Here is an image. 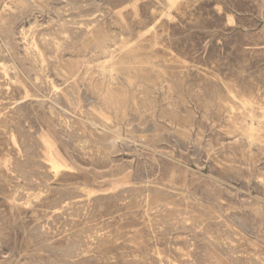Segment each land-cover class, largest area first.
I'll use <instances>...</instances> for the list:
<instances>
[{
	"label": "rangeland",
	"instance_id": "374dc122",
	"mask_svg": "<svg viewBox=\"0 0 264 264\" xmlns=\"http://www.w3.org/2000/svg\"><path fill=\"white\" fill-rule=\"evenodd\" d=\"M261 113L264 0H0V264H264Z\"/></svg>",
	"mask_w": 264,
	"mask_h": 264
},
{
	"label": "bare ground",
	"instance_id": "6f19581e",
	"mask_svg": "<svg viewBox=\"0 0 264 264\" xmlns=\"http://www.w3.org/2000/svg\"><path fill=\"white\" fill-rule=\"evenodd\" d=\"M19 7V6H18ZM33 27V26H32ZM152 29V28H151ZM106 43V42H105ZM142 43V42H141ZM103 44V43H102ZM125 47V46H124ZM123 47V48H124ZM130 47H131V45H129V46H127L126 45V50L124 49V50H121V49H123V48H121L120 49V51L121 52H124V51H127V50H129L130 49ZM35 48V47H34ZM135 48V47H134ZM103 49V48H102ZM84 52V51H83ZM93 52H95V51H93ZM101 53H103V51L101 52ZM106 53V52H105ZM127 53V52H126ZM39 54V53H38ZM91 55H93V54H91ZM96 56V55H95ZM101 56V55H100ZM90 57V56H89ZM99 57V56H98ZM83 58V57H82ZM93 58V57H92ZM103 58V57H102ZM115 59V56H114V54H113V52L112 53H109L108 55L106 54V56L104 57V59L103 60H101V62H98V64L96 65L95 63V67H97L98 68V70H100V72H101V74L103 75H99V76H102V77H105V78H107L108 79V83H107V87H109L110 88V85L112 84L111 83V81H113V80H115V78H114V75H113V72L115 71H118V63H115L113 60ZM86 60V59H85ZM86 62H88V61H86ZM119 62V61H118ZM83 63H84V61H83ZM134 63V62H133ZM43 64V63H42ZM69 64V63H68ZM78 64V63H77ZM85 64V72L86 71H89L90 70V68H92L91 66H90V63H84ZM122 64H123V62H122ZM120 65V66H122L123 67V65ZM79 66V65H78ZM133 66V65H132ZM137 66H139V65H137ZM147 66V65H146ZM148 67H150V66H148ZM133 68H134V66H133ZM137 68H140V67H137ZM43 69H44V67H43ZM93 69H95V68H93ZM130 69H131V67H130ZM133 70V69H132ZM131 70V71H132ZM138 70V69H137ZM140 70V69H139ZM150 70V69H149ZM43 71V70H42ZM91 71V70H90ZM89 71V72H90ZM72 72V71H71ZM99 72V73H100ZM122 72H124V71H122ZM64 73V72H63ZM128 73H130V74H134V72L132 73V72H129L128 71ZM96 74V73H95ZM129 74V75H130ZM87 75V74H86ZM91 76V75H90ZM98 76V77H99ZM117 76V75H116ZM121 76V75H120ZM91 77H93V74H92V76ZM122 77V76H121ZM124 77V76H123ZM145 77H147V75L145 76ZM37 78V77H36ZM99 78H101V77H99ZM127 78V77H126ZM125 78V79H126ZM67 79V78H66ZM140 79V78H139ZM38 79H36L35 81H37ZM90 80V79H89ZM92 80V79H91ZM97 80H98V78H97ZM117 80V79H116ZM132 80V79H131ZM136 80V79H135ZM143 80H145V79H143ZM26 81V80H25ZM49 81H51V80H49ZM48 81V82H49ZM67 81V80H66ZM82 81V80H81ZM99 81V80H98ZM105 81H106V79H105ZM71 82V81H70ZM100 82V81H99ZM114 82V81H113ZM116 82V81H115ZM134 81H132V83H133ZM88 83V82H87ZM90 83V82H89ZM118 83V82H117ZM121 83V82H120ZM126 83H128V82H126ZM129 83H131V81L129 82ZM131 83V84H132ZM65 84V83H64ZM68 84V83H67ZM70 84V83H69ZM72 84V83H71ZM98 84V83H97ZM99 84H101V83H99ZM103 84V83H102ZM130 84V85H131ZM48 85H49V83H48ZM73 85V84H72ZM75 85V84H74ZM81 85V84H80ZM93 85H94V83H93ZM104 85V84H103ZM119 85H121V84H119ZM89 86V85H88ZM114 86H115V84H114ZM127 86L129 87V85L127 84ZM135 86V85H134ZM51 87H53V86H51ZM69 87H70V85H69ZM73 87V86H72ZM75 87H77V86H75ZM90 87V86H89ZM61 88V87H60ZM71 88V87H70ZM97 88V87H96ZM105 89H106V87H104ZM125 88V87H124ZM123 88V89H124ZM84 89V88H83ZM56 91H57V89H55ZM99 90V89H98ZM97 90V91H98ZM85 91V90H84ZM108 91V90H107ZM118 91V90H117ZM123 91V90H122ZM124 91H126V90H124ZM100 92V91H99ZM113 92V91H112ZM111 92V93H112ZM120 92V91H119ZM99 94V93H98ZM108 94L109 93H107L106 95L108 96ZM77 95V94H76ZM105 95V94H104ZM111 95V94H110ZM127 95V94H126ZM125 95V96H126ZM116 96H117V94H116ZM124 96V97H125ZM118 97V96H117ZM119 97H121V96H119ZM123 97V96H122ZM27 98H29L28 96H27ZM33 98V97H32ZM104 98V97H103ZM111 98V97H110ZM127 98V97H126ZM101 99H102V97H101ZM120 99V98H119ZM118 100V99H117ZM71 101V100H70ZM109 101V100H108ZM75 102V101H74ZM119 103V102H118ZM122 104L124 103V102H121ZM121 103H119V105L121 104ZM75 104V103H74ZM106 104V103H105ZM115 105V104H114ZM127 105V104H126ZM117 106V105H116ZM125 106V105H124ZM109 107V106H108ZM114 107V106H113ZM125 108V107H124ZM248 109V108H247ZM249 109H252V108H249ZM248 109V110H249ZM109 110V109H108ZM107 110V111H108ZM120 111H121V109H119ZM78 111V110H77ZM112 111V110H111ZM117 111V110H116ZM124 111H125V109H124ZM251 111V110H250ZM123 112V111H122ZM248 112V111H247ZM79 113V112H78ZM93 113V112H92ZM249 113V112H248ZM75 114H77V113H75ZM80 114V113H79ZM120 114V113H119ZM247 114V113H246ZM262 114V113H261ZM92 115V114H91ZM251 115V114H250ZM262 116H264L263 114H262ZM97 117H98V115H97ZM123 117H124V115H123ZM123 117H122V119H123ZM99 118V117H98ZM117 118H118V116H117ZM126 118V117H125ZM264 118V117H263ZM121 119V118H120ZM250 119H252L251 117H250ZM80 120V119H79ZM118 120V119H117ZM106 121V120H105ZM114 121V120H113ZM107 122V121H106ZM111 123V122H110ZM106 124V123H105ZM96 128H97V126H96ZM104 128H105V126H104ZM249 129V128H248ZM251 130V129H250ZM244 132V131H243ZM48 133V132H47ZM249 133V132H248ZM50 135V134H49ZM245 135V134H244ZM45 136V135H44ZM245 137V136H244ZM55 139V138H54ZM46 140V139H45ZM256 140V139H255ZM254 141V140H253ZM47 143V142H46ZM45 143V144H46ZM56 143V142H55ZM253 143V142H252ZM57 144V143H56ZM48 147H50V146H48ZM51 151V150H50ZM49 156H51V155H49ZM55 158V157H54ZM52 159L51 160V168H52V170H53V172L54 173H59L64 167H63V165L61 164V163H59L56 159ZM48 162V161H47ZM72 167V166H71ZM73 168V167H72ZM49 169V168H48ZM65 169H66V167H65ZM67 171H68V169H67ZM70 171V170H69ZM62 172V171H61ZM53 173V174H54ZM65 173V172H64ZM97 185H98V183H97ZM83 188V187H82ZM80 190H81V188H80ZM85 190H88V189H85ZM80 193V192H79ZM101 194V193H100ZM72 223V222H71ZM72 245V244H71ZM76 245V244H75ZM70 246V245H69ZM73 246V245H72ZM78 246H80V245H78ZM77 247V246H76ZM72 248V247H71ZM73 248H74V246H73ZM75 249V248H74ZM78 250V249H77ZM74 252V251H73ZM73 252H72V254H73ZM76 253V252H75ZM74 253V254H75Z\"/></svg>",
	"mask_w": 264,
	"mask_h": 264
}]
</instances>
